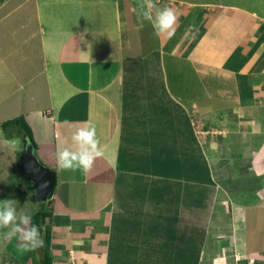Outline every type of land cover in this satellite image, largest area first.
<instances>
[{
  "label": "crops",
  "instance_id": "1",
  "mask_svg": "<svg viewBox=\"0 0 264 264\" xmlns=\"http://www.w3.org/2000/svg\"><path fill=\"white\" fill-rule=\"evenodd\" d=\"M154 2L177 14L170 37L138 20L137 0H0V164H9L0 201L17 206L24 193V211H38L19 165L25 134L3 128L24 116L38 155L57 173L47 201L53 264H264V242L250 244L248 234L260 198L225 203L224 189L202 180L204 188L186 163H198L194 119L202 115L230 130L221 157L242 153L252 129L251 166L263 171L264 15L233 4L198 13ZM234 30L247 41L224 37ZM89 122L102 156L87 173L59 169L58 150ZM167 151L179 164L172 172ZM262 171L251 177L264 190ZM7 241L0 234L2 263L13 256ZM28 253L12 264H30Z\"/></svg>",
  "mask_w": 264,
  "mask_h": 264
},
{
  "label": "rangeland",
  "instance_id": "2",
  "mask_svg": "<svg viewBox=\"0 0 264 264\" xmlns=\"http://www.w3.org/2000/svg\"><path fill=\"white\" fill-rule=\"evenodd\" d=\"M163 2L165 4H171L173 8L177 6L183 9V11H197L198 13H202V12L207 13L206 12L207 9H212L210 10V13L214 11L217 12V10L220 9L218 6L222 7V4H233L234 6H238V7L244 6L246 8L256 9L260 15L261 14L264 15V0H163ZM213 5H215V7H213ZM229 34L226 32L224 34V37L226 39L231 37V39L238 38V40L242 39L244 41H247L246 40L247 38L244 37L245 36L244 32L240 33L239 30H236V31L234 30L233 32L229 31ZM251 41H252L251 44L253 45V43H255V40L251 39ZM201 94H202L201 96H205V94L203 93ZM200 98H203V97H200ZM204 98L205 99H202V100H205L204 102L206 103V105H210L211 107H215V108L223 107L222 101L221 103L219 102V100L217 101L215 98H206V97ZM164 113L165 111L162 110L161 115ZM140 115L141 114L139 113L138 116ZM194 121H195L194 125L196 126V129L198 130V136L200 139L199 145H198L199 156H198V163L192 160V158L191 160L190 159L187 160L186 163H188V167L194 169L193 173L204 178V179L202 178L199 180L197 179L200 185L204 186V188H206L207 185H210L212 183L214 185H211V186L220 187L221 189H224V196L226 199L225 203L227 201L229 203H240L241 202L240 203L241 205L243 201L246 204L247 200L248 202H256L255 200H252L254 199L253 197L260 198L259 203H258V205H260V208L255 207L254 210L253 209L249 210V214H250L249 216L251 217H250V222L248 226V230H249L248 234L250 237H254L252 238L251 241H249L250 244H252L253 239L255 238H257L259 241L264 242V190L262 189L260 183H258L259 181H255V179L251 177V174H253L255 171L256 173H258V171H262L260 169H257V168H260L261 166L260 167L259 166L257 167L256 165L251 166L253 165V163L251 162V159H252L251 156L253 157V154H254L253 153L254 151L251 150V146H250L251 139L252 137H254L253 136L254 133L251 131L252 129L246 130L248 139L251 137L250 141L248 140L250 144H248L246 147H243L242 153H239V152L235 153V150L233 149L229 155L227 154L228 156L226 155L224 157H221V152L223 151L224 145H225L224 144L225 141L222 135H224L225 133H229L230 130L220 129V127L215 126V124L212 125V122H211L212 120L211 121L209 120V123H208L207 120H204L202 115H198L194 119ZM6 132H8L6 134H9V135L13 134L12 129H9ZM232 132L241 133V131L239 132L237 130H232ZM252 140L254 141V139ZM225 143L228 148L232 147L231 143H228V145H227V142ZM173 155L174 153L167 151V155H166L167 163H166L165 169L167 170L169 169L170 171L168 172H172L173 170L179 168V166L175 167L179 164H175L173 161H170ZM262 162L264 165V160ZM8 165L1 167L2 165L0 164V172L2 170L5 171ZM258 165H261V163H259ZM182 167L184 168L183 165ZM161 169H164V167H162ZM209 170H211L212 172L211 177H207L209 176V173H207V171ZM248 171H249V175H248ZM263 172H264V168H263L262 173ZM194 180L196 181V179ZM202 180H207L208 183L210 184H207L205 181H202ZM3 182H4V179L0 178V187L3 185ZM29 187H31L32 189L31 183L29 184ZM5 196L9 197L7 195ZM24 197L25 196L23 193L22 196H20L22 201L19 202L18 200V202L16 203L17 206L15 207L17 209V213H19L21 210L24 211L23 209V207L25 206V204H23ZM249 204L250 203L247 204V207ZM43 207L50 208L49 203L47 201L46 202L37 201L36 206H34L33 210L34 211L40 210ZM221 215L227 216L228 214L226 211H224ZM259 230H260V233H259ZM6 231H8V229H0V234L3 235V233ZM7 242H11L10 244L9 243L8 244H9V249L12 248V251L8 252L7 255H13V256H7V257L2 256L4 258L6 257L5 259L6 262L2 263L4 261H0V264H12V260L14 259V257H17L16 254L20 252L19 250H17L18 252L16 251L14 252V246L19 245V240L17 238L9 239V241ZM1 250H2V247L0 244V252ZM23 253L24 252H20L19 254L20 257L18 256L17 259L22 260ZM28 255H30L31 257L29 256L27 259L28 260L29 258L30 260L32 259L30 261V264H39V260L41 258L40 248L35 251H29ZM195 263H196V260L194 261V263H191V264H195ZM177 264H185V263H178L177 261Z\"/></svg>",
  "mask_w": 264,
  "mask_h": 264
},
{
  "label": "clouds",
  "instance_id": "3",
  "mask_svg": "<svg viewBox=\"0 0 264 264\" xmlns=\"http://www.w3.org/2000/svg\"><path fill=\"white\" fill-rule=\"evenodd\" d=\"M137 18L141 22H151L157 37L173 35L178 19L172 8H159L154 0H137ZM70 139L71 147L58 150L56 154L57 167L65 171L79 169L84 173L89 172L95 160L102 156L95 126L89 122L86 127L73 131ZM15 202L12 199L0 201V229H8L3 233V238H17L20 252L42 248L45 241L40 228L32 223V216L27 212L21 210L17 213Z\"/></svg>",
  "mask_w": 264,
  "mask_h": 264
},
{
  "label": "water",
  "instance_id": "4",
  "mask_svg": "<svg viewBox=\"0 0 264 264\" xmlns=\"http://www.w3.org/2000/svg\"><path fill=\"white\" fill-rule=\"evenodd\" d=\"M19 165L33 183L36 200L48 201L57 185V173L38 155L29 135H25L24 148L19 155Z\"/></svg>",
  "mask_w": 264,
  "mask_h": 264
},
{
  "label": "trees",
  "instance_id": "5",
  "mask_svg": "<svg viewBox=\"0 0 264 264\" xmlns=\"http://www.w3.org/2000/svg\"><path fill=\"white\" fill-rule=\"evenodd\" d=\"M11 125L16 127L17 132L20 134L29 135L35 147L37 148V143L35 141L33 131L24 118V116H18L14 119L8 120L3 124L4 130H7L11 127ZM54 193V192H53ZM53 195V194H52ZM51 195V197H52ZM32 198L36 200L35 190L32 187ZM37 201V200H36ZM53 217V210L49 208H41L35 214L32 215V223L37 225L41 231V237L44 239L45 243L42 248H40V260L39 264H53L54 258L51 253V242L53 237L52 226H51V219ZM38 250V249H37Z\"/></svg>",
  "mask_w": 264,
  "mask_h": 264
}]
</instances>
